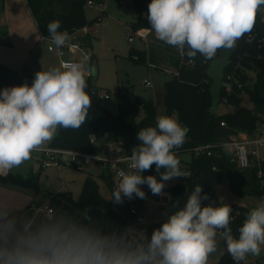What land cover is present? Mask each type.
<instances>
[{
  "label": "clouds",
  "instance_id": "1",
  "mask_svg": "<svg viewBox=\"0 0 264 264\" xmlns=\"http://www.w3.org/2000/svg\"><path fill=\"white\" fill-rule=\"evenodd\" d=\"M264 0H151L147 20L156 37L191 60L197 54L213 60L218 51L233 49L252 32ZM59 21L47 31L55 46L63 47L69 34ZM88 57L35 73L31 85L0 91V173L18 168L34 151L50 142L58 128L78 129L91 106L86 72ZM188 128L170 116H159L156 126L138 131L140 143L129 157L130 173H121L112 192L115 203L133 194L144 199L141 185L154 195L164 181L187 176L173 149L180 147ZM155 165L158 180L142 173ZM164 169V171H161ZM202 186L188 195L183 208L173 212L150 238L134 226L104 230L88 216L64 211L36 212L0 201V264H207L217 250V230H223L226 250L236 264L259 256L264 246V202L251 209L238 237L229 226L230 206H202Z\"/></svg>",
  "mask_w": 264,
  "mask_h": 264
},
{
  "label": "trees",
  "instance_id": "2",
  "mask_svg": "<svg viewBox=\"0 0 264 264\" xmlns=\"http://www.w3.org/2000/svg\"><path fill=\"white\" fill-rule=\"evenodd\" d=\"M26 2L41 35L50 36L47 26L53 21L60 22L58 31H66L68 34H75L87 27L93 28L98 19L95 21L87 19L88 4L92 2L95 5H103L106 0H26ZM132 2L138 16L131 24L130 32L148 30L149 42L143 49L131 48L130 59L134 63L153 67L160 72L172 73L163 85L165 90L163 115L175 117L183 127L189 129L184 143L173 149L178 159L179 153H192L191 161L182 168L187 176L182 177L179 182L169 188L166 187L167 181H164L165 187L162 191L170 195L167 218L150 222L145 227L133 225L134 217L130 212V206L124 202V197L122 203H115L111 200L112 198L109 200L104 198L100 193L97 180L92 175L85 179L77 201H74L68 193H57L51 196L50 203L52 206L56 203L64 212L78 217H85L84 213L89 208L101 209L103 218L92 220L95 225L104 230L114 228L123 230L128 226H134L144 231L150 238L154 229L159 228L173 212L183 208L188 195L197 185L202 186L201 195L208 196V199H202V206L212 205L211 201L215 194L213 184L222 182L224 178L228 179V187L232 193L242 198L248 196L264 198V159L255 163V166L250 169L243 170L238 167L234 156L226 148L232 136L241 133L256 136L261 132L264 124V47L258 49L257 46L248 45L245 42V36L240 40L238 50L232 57L233 63L226 69L225 76L234 70L233 64L238 55L247 53V56L242 58L241 68L236 71L233 92L228 96L226 103L223 100L227 97L224 91L221 96V103L230 108V111L217 114L212 109L210 94L212 81L207 75V70L210 63L219 56V51L213 60L205 61L199 54L194 61L191 60L177 48L167 45L156 37L145 14L150 0H133ZM261 7L264 8V6ZM254 28L263 29L259 10ZM90 37L88 36L86 40H90ZM33 79L31 74L25 76L15 74L10 77L7 69L0 65V89L25 83L31 85ZM86 82L85 91L90 96L91 106L85 123L78 129L59 128L48 148L95 153L96 147L91 142L92 137L101 133L104 135L103 144L122 143L127 153L131 155L133 147L140 143L137 140L138 131L149 126H156V120L159 117L156 103L152 98L139 95L129 98L119 92L115 97L118 107V112L115 113L105 106L104 94L108 92L104 93L91 78H88ZM243 94L250 101V107L244 104ZM222 123H225V126H222ZM199 146H209L210 155L207 152L197 153L195 149ZM260 172L261 176H259ZM40 174L41 171L36 173L31 171L27 178L8 174L4 177L0 176V183L38 192ZM142 175H153L160 180L155 165ZM99 178L103 180L112 196L117 184L114 174L109 169H105L99 174ZM145 194L146 198L154 195L151 191ZM146 198L141 199V203ZM249 211L242 204L233 205L229 226L234 237H238V228L242 226ZM217 231L223 232V230ZM219 264H236V262L225 250Z\"/></svg>",
  "mask_w": 264,
  "mask_h": 264
},
{
  "label": "rangeland",
  "instance_id": "3",
  "mask_svg": "<svg viewBox=\"0 0 264 264\" xmlns=\"http://www.w3.org/2000/svg\"><path fill=\"white\" fill-rule=\"evenodd\" d=\"M133 0H106V11L101 22H96L94 25V31L87 27L79 30L78 34L74 39L78 38V35L88 33L81 40L84 43L82 51L77 52L75 57L79 60L84 58L85 54L92 57V61L87 62L86 81L91 78L92 81L103 89V92L109 93V98L105 101V106L112 110L113 112H118L116 95L120 92L125 94L129 98L134 96H143L145 98H152L157 105L159 116L164 114V83L172 75L170 73L160 72L153 67L134 63L130 59V49H143L146 44L143 38L148 34V30L142 29L134 32L135 42H129L131 24L135 21L138 13L133 6ZM151 2V0H150ZM149 2V3H150ZM148 3V5H149ZM101 9L95 7H87L86 17L90 21H95L99 15H101ZM148 15V9L145 13ZM90 37V40L86 38ZM40 61L49 64V68L60 67L61 62L57 55L48 51V46L43 45L37 55ZM54 60V64L52 63ZM36 62V57L27 63L26 67L28 69L34 68ZM30 71V70H29ZM38 71H43L38 69ZM29 72L26 71V75ZM147 83H151L152 86H147ZM244 104L247 107L251 106L250 101L245 98ZM230 111V108L222 105L215 112L217 114H224ZM176 119L175 117H173ZM177 120V119H176ZM178 121V120H177ZM179 122V121H178ZM59 128L57 129L58 132ZM56 132V133H57ZM47 145V143L45 144ZM42 150H48V147ZM105 156V152L103 153ZM180 161V168L186 167L191 161V152H182L178 154ZM34 169L35 172L40 170V162L37 157L31 155L28 161H25L18 168H14L11 171L14 173H19L23 177L27 178L30 169ZM100 166L93 162L91 164L82 165L80 167H70L67 165H57L53 164L41 171V176L39 180V191L36 197L38 199H31L27 196L21 195L15 190L6 189L0 187V201L9 203L18 208H24L28 211V206L36 204L39 206L41 202H46L49 200L50 195H56L62 190L69 191L71 198L77 201L80 197L83 182L85 177L89 174L95 178L99 184L100 193L107 200L111 199V193L107 189L105 183L99 178ZM175 177L167 181L166 187L169 188L179 182L181 178ZM117 183V182H116ZM213 188L215 190L214 198L211 201L212 206H230L233 207L234 204H242L246 206L249 210L258 206L261 202H264L263 197L248 196L242 198L229 190L228 179L224 178L220 183H214ZM154 195L151 196L150 212L148 216L150 217L147 225L150 222L160 221L167 218L168 210L165 207L158 206V201ZM165 197L163 198V200ZM59 210L63 211L60 206H57ZM146 225V226H147ZM144 229V228H143ZM218 232V231H217ZM223 237L217 241V250L210 254L208 257L207 264H219V258L215 256L218 251H221L226 246L224 244ZM264 249V246H262ZM250 260H254L257 264H264V255L253 256L249 255L243 261H247L245 264L250 263Z\"/></svg>",
  "mask_w": 264,
  "mask_h": 264
},
{
  "label": "built area",
  "instance_id": "4",
  "mask_svg": "<svg viewBox=\"0 0 264 264\" xmlns=\"http://www.w3.org/2000/svg\"><path fill=\"white\" fill-rule=\"evenodd\" d=\"M130 0H128L129 2ZM90 7H95L101 9V15L97 17L98 22H101L104 14L107 13L106 5H95L92 2L88 4ZM260 16L261 22L263 24V29L258 30L257 28H253L252 32L245 35V42L250 46H257L258 49L264 47V8H260ZM94 27L92 29L93 32ZM80 32V31H79ZM76 32L75 34H69V40L63 47H57L52 42L50 36L41 35V41L48 45L49 52L57 55L61 60V66L67 63H76L80 62L81 60L77 59L75 55L77 52L82 51L84 47L83 41H81L85 35L88 33L78 35L77 39L74 37L79 33ZM149 34V31H148ZM148 34L145 38H143L145 44L147 45L149 42ZM129 42H135V37L133 36L134 33H130ZM247 53L243 55H238L235 63L233 64L234 70L230 72L227 76L224 77L223 80V87L222 92H225L224 103L227 102V98L233 92V83L235 81V74L238 69L241 68V61L243 57H246ZM84 57H88V61H92V57L88 54H85ZM233 63V61H232ZM172 74L171 72H168ZM253 76V74H250ZM147 86H152L151 83H147ZM105 99L109 98V94L105 93ZM244 98H246L245 94H243ZM222 102V97H221ZM223 103V104H224ZM222 104V103H221ZM222 104V105H223ZM225 126V123L221 124ZM104 140V135L99 133L92 137V144L96 147L95 153H85L79 152L75 150H64V149H49L48 150H37V160L40 162V166L42 168H46L50 165L57 164L59 166L67 165L70 167H80L82 165L91 164L93 162L97 163L101 170L109 169L113 174L116 182L120 179V174L123 172L125 174L134 171L130 165L131 161L129 155L126 151L125 146L122 143H108L103 144L102 141ZM226 148L230 150L232 155L234 156L237 165L240 169L246 170L250 169L251 167L255 166V163H258L262 160L261 153L264 152V124L262 126L261 132L256 136H249L247 134L241 133L236 136L231 137V141L226 144ZM209 146H199L195 149L197 153H210L208 152ZM105 152V156L103 153ZM9 171L6 173H0V176H7ZM261 176V172L259 173ZM142 191L150 192L148 186L141 185L140 186ZM160 198L158 201V206H162L167 208L169 204V193L166 191H162L159 195H154ZM165 199L163 200V198ZM151 197H147L143 203H141V198L135 196L131 199L124 197V202H126L130 206V212L134 217L133 225L136 227H145L150 219L148 213L150 212V205L146 203V201ZM155 199V200H156ZM35 210L36 212H49L56 211L55 208L51 205L50 202L40 204L37 206L36 204H32L28 207V211Z\"/></svg>",
  "mask_w": 264,
  "mask_h": 264
},
{
  "label": "crops",
  "instance_id": "5",
  "mask_svg": "<svg viewBox=\"0 0 264 264\" xmlns=\"http://www.w3.org/2000/svg\"><path fill=\"white\" fill-rule=\"evenodd\" d=\"M92 29L93 28H91V31ZM43 45H47V44L41 41V33L39 31L35 18L30 8L27 5L26 0H1L0 2V65L5 67L8 72H13L14 74H18L19 76H25L26 71H28L29 72L28 74H31L33 77L35 76V73L37 72L38 69L47 71L49 68V64L47 62L43 63L40 61L39 57L37 58V55ZM35 57H36V62L34 68L32 67V69H28L29 67L28 66L26 67L27 63H29ZM52 63L54 64V60H52ZM2 90L3 89H0V91ZM50 142H48L47 145L42 146V148L39 150H42L45 147H49ZM36 155H38L37 150L32 153L33 158ZM261 158L264 159V152L261 153ZM41 168L42 167L40 166L39 171H42L43 168L42 169ZM31 171L35 172L34 169L32 168L30 169L29 174L31 173ZM101 172L102 170L99 172V174ZM9 174L21 175L18 172L14 173L11 170L9 171ZM87 176H89V174ZM87 176L85 177V179L87 178ZM0 187L6 188L7 190L8 189L15 190L21 195L27 196L28 198L31 199H35V198L38 199V197H36L38 192H35L32 189L15 186V185H4L2 183H0ZM59 193H68L70 195V192L65 190H62ZM51 196L52 195H50L48 201L41 202L40 204L50 202ZM146 203L151 204L149 199L146 201ZM54 208L55 210H59L58 207L56 206H54ZM222 237H223L222 232L218 231L216 240L218 241ZM224 244L226 246V242H224ZM224 252H225V248L221 251H218L215 256L221 258ZM261 255H264V249H262ZM246 262L247 261L245 262L242 261L241 264H245ZM247 264H257V262H255L254 260H250V263Z\"/></svg>",
  "mask_w": 264,
  "mask_h": 264
},
{
  "label": "water",
  "instance_id": "6",
  "mask_svg": "<svg viewBox=\"0 0 264 264\" xmlns=\"http://www.w3.org/2000/svg\"><path fill=\"white\" fill-rule=\"evenodd\" d=\"M240 40L237 41L233 49L220 50L219 56L210 63V67L207 70V75L212 81L210 94L212 97L213 110H217L220 106L225 71L232 64V57L238 50ZM8 75L12 77L15 74L13 72H8ZM84 216H88L92 220H99L103 218V211L101 209L89 208L85 211Z\"/></svg>",
  "mask_w": 264,
  "mask_h": 264
}]
</instances>
